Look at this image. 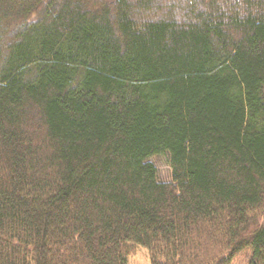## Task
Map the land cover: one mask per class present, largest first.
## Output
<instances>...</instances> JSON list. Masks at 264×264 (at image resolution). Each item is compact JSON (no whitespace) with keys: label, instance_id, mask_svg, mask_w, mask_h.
<instances>
[{"label":"trees","instance_id":"obj_1","mask_svg":"<svg viewBox=\"0 0 264 264\" xmlns=\"http://www.w3.org/2000/svg\"><path fill=\"white\" fill-rule=\"evenodd\" d=\"M137 246L264 264V0H0V264Z\"/></svg>","mask_w":264,"mask_h":264},{"label":"rangeland","instance_id":"obj_2","mask_svg":"<svg viewBox=\"0 0 264 264\" xmlns=\"http://www.w3.org/2000/svg\"><path fill=\"white\" fill-rule=\"evenodd\" d=\"M157 170L158 179L163 182L171 180V168L169 156L167 154L157 155L149 159ZM245 255H240L232 264H247ZM128 264H150L149 255L143 247H134L128 257Z\"/></svg>","mask_w":264,"mask_h":264}]
</instances>
